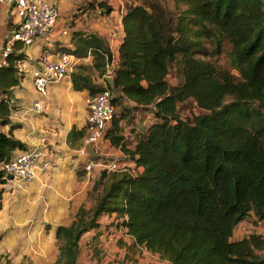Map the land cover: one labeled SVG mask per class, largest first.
I'll use <instances>...</instances> for the list:
<instances>
[{
	"label": "trees",
	"instance_id": "16d2710c",
	"mask_svg": "<svg viewBox=\"0 0 264 264\" xmlns=\"http://www.w3.org/2000/svg\"><path fill=\"white\" fill-rule=\"evenodd\" d=\"M118 1L125 12L115 87L96 85L81 69L71 73V87L90 97L111 90L117 114L104 138L135 167L102 170L87 193L90 208L81 205L68 226H44L58 243L53 264H78L80 241L99 231L102 216L114 217L132 247L168 264H264V234L233 240L249 216L264 227V1ZM90 6L112 11L106 0ZM78 41L65 52L91 53L104 78L111 56L103 42L94 34ZM22 50L16 43L0 65V128L10 122ZM172 67L175 86L167 80ZM186 103L198 113L182 118ZM147 109L151 122L127 143L122 125L132 111ZM18 149L24 146L0 130V164Z\"/></svg>",
	"mask_w": 264,
	"mask_h": 264
},
{
	"label": "crops",
	"instance_id": "0c3cea01",
	"mask_svg": "<svg viewBox=\"0 0 264 264\" xmlns=\"http://www.w3.org/2000/svg\"><path fill=\"white\" fill-rule=\"evenodd\" d=\"M45 1L56 6L57 23L47 35L37 38L22 50L26 71L8 96L10 122L0 128L24 146V149L16 150L15 155L38 148L43 152L44 160L52 164L48 172H37L26 189H18L9 180L0 184V254L9 252L11 258L13 249L22 250V254L36 252L41 253L37 256L40 262H48L56 241L53 231H46L44 226L69 225L65 221L82 205L93 181L102 171L100 162L122 158L127 168L135 167L119 148L105 139L101 159H93L95 165L91 172L84 169L92 158L81 156L79 151L89 149L85 140L88 135V103L92 97L86 90L72 89L71 73L86 70L96 85L106 87V76L99 78L91 53L84 58L76 57L70 74L50 84L43 97L36 92L31 74L32 70L39 68L40 58L48 54L50 59L56 60L60 53H66L65 50H74L80 44L78 38L88 34L96 35L110 53L111 61L106 71L115 66L123 37L121 18L125 8L122 2L106 0L112 8L107 13L97 7H89V3L103 0ZM16 22L11 9L3 6L0 12V47L8 40ZM36 100L42 102L40 114L30 110ZM151 120L150 109L132 111L128 122L122 125L124 140L134 144ZM108 219L114 220V217H100L99 230L105 227ZM113 226L117 228L115 224ZM13 260L16 264L20 262L16 258Z\"/></svg>",
	"mask_w": 264,
	"mask_h": 264
},
{
	"label": "built area",
	"instance_id": "2783aa9c",
	"mask_svg": "<svg viewBox=\"0 0 264 264\" xmlns=\"http://www.w3.org/2000/svg\"><path fill=\"white\" fill-rule=\"evenodd\" d=\"M3 6L10 8L17 20L8 40L0 47V65H7L6 58L12 53L16 43L24 49L54 28L58 19V10L55 5L45 0H0V12ZM75 58L67 53H60L56 60L50 59L48 54L40 58L39 68L31 71L33 86L40 97L46 95L50 84L70 74L75 66ZM15 66L19 74L26 71L24 59L17 61ZM114 67L107 69L106 77L113 78ZM111 98V90L105 88L89 100L88 135L85 140L89 149L84 148L79 151L81 156L92 158L85 165L86 172H91L95 160L101 159L105 132L116 117L117 109L112 104ZM30 110L40 114L42 102L36 100ZM100 164L102 170L109 172L128 169L122 158H110ZM51 166L52 164L44 160L43 152L38 148H33L19 152L10 161L0 164V171L4 174L5 181L9 180L18 189L23 190L34 181L37 172H48ZM8 176H11V179H7Z\"/></svg>",
	"mask_w": 264,
	"mask_h": 264
},
{
	"label": "rangeland",
	"instance_id": "374dc122",
	"mask_svg": "<svg viewBox=\"0 0 264 264\" xmlns=\"http://www.w3.org/2000/svg\"><path fill=\"white\" fill-rule=\"evenodd\" d=\"M225 63L226 59L221 56L218 64L221 66ZM167 80L171 86L178 84L179 76L174 67L171 68ZM197 113L198 111L194 108L193 104L186 103L179 106V114L182 118L190 117ZM82 205L86 209L90 208L92 205L91 199L86 197ZM74 215H71L65 223L70 224L74 219ZM106 223L105 227L101 230L93 231L83 236L80 241L78 264H168L165 261H161L158 256L146 252L144 249L132 247L131 238L122 229L119 230L113 226L116 220L108 219ZM99 232L101 233L100 235H95ZM251 233L264 234L263 226L253 216H249L247 220L236 226L233 232V240L241 239ZM11 241L13 240L11 239ZM40 254L36 252L31 254L27 251L22 254V250L13 249L11 251V258H9V252L6 254L2 252L0 254V263L10 262L16 264L13 260V258H16L17 261H20L17 264H53L58 257V243L55 241L53 252L48 262H40L37 258Z\"/></svg>",
	"mask_w": 264,
	"mask_h": 264
},
{
	"label": "water",
	"instance_id": "95a60500",
	"mask_svg": "<svg viewBox=\"0 0 264 264\" xmlns=\"http://www.w3.org/2000/svg\"><path fill=\"white\" fill-rule=\"evenodd\" d=\"M105 81L108 83V85L110 86V88L113 89L115 87L113 78L106 77L105 78ZM7 179H11V176H8Z\"/></svg>",
	"mask_w": 264,
	"mask_h": 264
}]
</instances>
